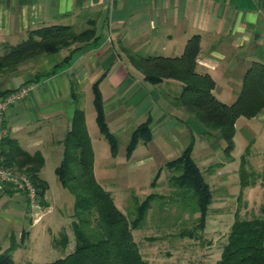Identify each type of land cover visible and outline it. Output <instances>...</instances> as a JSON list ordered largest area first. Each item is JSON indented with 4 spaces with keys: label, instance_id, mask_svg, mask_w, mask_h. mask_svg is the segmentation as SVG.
Wrapping results in <instances>:
<instances>
[{
    "label": "crops",
    "instance_id": "crops-1",
    "mask_svg": "<svg viewBox=\"0 0 264 264\" xmlns=\"http://www.w3.org/2000/svg\"><path fill=\"white\" fill-rule=\"evenodd\" d=\"M51 25H68L77 32L93 27L94 38L76 51H72L74 44L23 60L6 78L0 77V94L30 87L24 100L8 107L3 126L6 136L19 148L39 156L42 164L38 175L42 180L43 156L26 140L44 129L55 144L54 155L60 163L61 142L70 128L74 109L72 81L82 95L84 112L97 84L105 122L114 136L124 132L130 141L133 131L148 120L150 141L159 127L173 123L174 130L167 131L172 147L166 143L164 151L167 155L177 152L175 159L190 143L193 145L194 134L187 122L197 121L177 102L182 84L173 79L159 84L145 81L128 53L179 57L187 40L198 36L195 72L212 78L213 95L227 105L243 92L246 71L253 64L264 65V0H0V47L16 44L28 30ZM218 88L220 96L214 94ZM252 120L264 123V107ZM197 122L200 140L211 144L209 139L214 135L221 139L217 132ZM177 135L188 142L183 143ZM174 175L167 169V181ZM1 200L5 203L0 211L3 219L13 224L28 219L22 195L5 186L0 192ZM19 234L23 237L24 230ZM141 254L147 258L146 253Z\"/></svg>",
    "mask_w": 264,
    "mask_h": 264
},
{
    "label": "trees",
    "instance_id": "trees-1",
    "mask_svg": "<svg viewBox=\"0 0 264 264\" xmlns=\"http://www.w3.org/2000/svg\"><path fill=\"white\" fill-rule=\"evenodd\" d=\"M93 38V27L79 32L68 25H51L28 30L26 37L16 44L3 45L0 74L12 71L23 60L55 53L74 44L76 46L72 51H76ZM198 52L199 38L193 36L187 40L179 57H142L132 52L128 53V57L134 67L143 74L144 80L151 84H159L165 79L181 82L182 89L176 98L177 102L206 130L220 135L225 144L223 151L228 162L231 161L234 148L237 118L241 115L252 117L264 107V65L253 64L246 71L243 92L234 103L227 105L213 95L212 78L195 72ZM71 96L74 109L70 128L61 142L63 153L56 173L59 181L68 187L74 196L72 230L75 244L69 254L41 264H148L133 239L132 231L142 227L152 203L167 196L150 193L141 200L135 198L136 207L131 216L116 207L111 193L96 181L93 150L86 127L85 112L81 107L82 95L77 92L73 81ZM92 104L99 132L114 155L118 146L117 138L106 125L102 96L97 84L93 87ZM150 137L147 120L133 131L127 145L128 151L139 141H149ZM0 145L5 167L27 173L36 187L37 195L42 197L47 185L38 175L42 164L39 156L28 154L8 136L3 138ZM192 146L190 143L177 158L166 164V168L175 174L169 178V189L182 199L187 197L194 201L191 212L199 213L194 228H185L178 234L181 238H193L194 232L203 230L207 209L212 202L210 186L191 156ZM247 153L248 146L238 166L240 184L244 186ZM0 264H12L8 251L0 254ZM214 264H264V220L241 219L235 213L227 242L222 247L220 258Z\"/></svg>",
    "mask_w": 264,
    "mask_h": 264
},
{
    "label": "rangeland",
    "instance_id": "rangeland-1",
    "mask_svg": "<svg viewBox=\"0 0 264 264\" xmlns=\"http://www.w3.org/2000/svg\"><path fill=\"white\" fill-rule=\"evenodd\" d=\"M3 54L4 48L0 47V56ZM10 72L0 77L6 78ZM220 92L218 88L214 94L220 96ZM85 105L95 178L101 187L111 191L116 207L131 216L136 207L135 198L141 200L152 192L167 196L155 200L142 227L132 231L139 250L147 255L146 259L145 255L142 257L148 264H214L227 242L235 213L241 219L264 220V123L245 115L237 118L231 161L226 162L224 141L214 135L209 139L211 144L205 143L199 139V123L187 122L195 138L191 156L210 186L213 199L203 230L194 232L193 238H181L178 234L185 228H194L199 213L191 212L194 201L180 198L167 187L164 165L178 155L177 152L167 155L164 151L166 143L172 147L167 131L174 130V124L159 127L152 140L137 142L131 151L127 149L129 134L117 133V151L112 155L96 124L92 100L88 99ZM176 137L183 143L188 142L183 136ZM26 141L43 156L42 177L47 189L42 197L37 195V209L30 210L27 203L28 219L21 224H13L0 215V227L4 228L0 232V254L8 251L12 264H41L63 257L74 248L71 224L74 196L58 179V158L50 135L43 129ZM247 146L244 186L240 184L238 166ZM4 204L1 200L0 211ZM23 230L24 236L20 238Z\"/></svg>",
    "mask_w": 264,
    "mask_h": 264
},
{
    "label": "built area",
    "instance_id": "built-area-1",
    "mask_svg": "<svg viewBox=\"0 0 264 264\" xmlns=\"http://www.w3.org/2000/svg\"><path fill=\"white\" fill-rule=\"evenodd\" d=\"M29 90V86H21L0 95V144L6 136V129L3 126L6 110L15 102L24 100L28 96ZM5 186H9L14 192L22 195L26 199L30 210L37 209V190L31 178L25 172L6 168L0 150V192Z\"/></svg>",
    "mask_w": 264,
    "mask_h": 264
}]
</instances>
